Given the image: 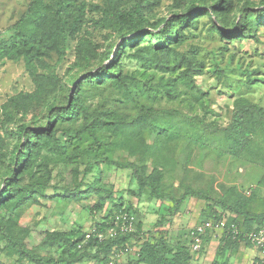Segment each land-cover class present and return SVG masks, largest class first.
I'll list each match as a JSON object with an SVG mask.
<instances>
[{"label":"rangeland","instance_id":"rangeland-1","mask_svg":"<svg viewBox=\"0 0 264 264\" xmlns=\"http://www.w3.org/2000/svg\"><path fill=\"white\" fill-rule=\"evenodd\" d=\"M55 2L47 0L50 9ZM84 2V24L66 42V55L62 60H59L56 49L47 47L46 62L31 67L22 57L0 59V182L3 185L10 180L7 173L14 168L13 151L24 152L30 142V132L36 139V132L47 127L50 112L45 104L56 85L53 73L59 75L63 85H66L69 75L80 79L93 72L91 68L108 63L110 59L106 56L112 54L109 58L115 57L118 46L128 38L118 37L114 27L99 21L101 9H107L105 0ZM119 2L120 6H127L133 0ZM200 2L210 7L215 0ZM29 3L30 0H0V43L7 41L15 32L14 27L27 11ZM186 3L185 0H158L147 14L151 22H157L161 17L169 20L184 9L186 11ZM222 14L228 26L221 23L213 11L198 16V23L185 29V42L170 55L162 56L150 50L137 51L136 48L128 50L120 58L123 68L121 83L107 82L85 92L86 99L92 108L100 111L104 122L90 120L88 129L83 130L84 140L74 139L69 149L72 160L57 155L46 159L53 187L24 206L18 217L6 220L13 225L8 232L22 230L21 237L36 251L58 255L63 245L48 246L41 234L43 231H65L74 237L88 234L95 223L109 212L130 214L134 227L141 223L145 236L150 240L184 244L188 248H191L190 230L214 213L243 222L242 215L200 197H188L179 207H175L172 200L152 197L148 189L140 188L138 173L146 170L151 174L155 169L161 172V190L174 198H179L189 187L230 203L239 196L249 197L247 209L264 212L261 152L254 147L241 158L219 156V139L214 133L230 124L236 99L244 98L264 107V23H260L257 29L247 30L241 37L235 33L237 24L245 20L244 17L249 18L248 26L255 19L264 17V2L233 0L231 9ZM53 25L54 22L50 21L48 29ZM152 28L148 24L145 29ZM47 37L49 43L56 40L53 33H48ZM149 42L154 41L146 38L140 46ZM84 44L89 50L90 60L80 68L75 62L84 54ZM59 45H62L61 40ZM147 60L151 61V66L155 63L183 65L170 72L161 67H148ZM188 60L197 69L184 75ZM176 76L180 79L176 97L172 98L164 85L169 78ZM11 96L17 97L16 101ZM170 110L171 113H167ZM107 112L111 115H106ZM131 120H137L141 135L128 146L117 134V128L120 122ZM21 123L27 124L23 133L18 127ZM153 126L159 131L166 129L180 135L169 140L167 147L160 148L156 141L160 142L161 136L157 138V130ZM59 137L64 140L62 133ZM137 166L141 169L136 170ZM76 186L83 191L81 197L61 193L63 188ZM133 192H140L141 196L137 197ZM99 205L101 209H98ZM223 236L219 232L211 233L203 243L200 258L193 256L192 264H211L217 258H227L233 264H252L255 255L264 258V252L256 247L235 244ZM85 242L78 245L76 255L85 250ZM142 242L143 238H134L128 250H113L109 253V264L135 262ZM97 250L89 248L92 254ZM0 264L27 262L19 261L0 238ZM80 264L104 262L100 258H92Z\"/></svg>","mask_w":264,"mask_h":264},{"label":"trees","instance_id":"trees-1","mask_svg":"<svg viewBox=\"0 0 264 264\" xmlns=\"http://www.w3.org/2000/svg\"><path fill=\"white\" fill-rule=\"evenodd\" d=\"M156 1L158 0H133L130 5L120 6L119 0H105L107 9H101L99 21L114 27L118 37H128L118 46L116 56L109 58L112 55L109 54L106 56V59H110L108 63L91 68L93 72H89L80 79L69 75L66 79V85L62 84V79L58 74L53 73L56 85L45 104L50 112L47 127L45 130L36 132V139L30 132V142H28L24 152L13 151L14 168L7 173L10 180L6 185L0 182V238L6 242L19 261H26L27 264H80L85 259L100 258L104 264H109V253L113 250L125 249L134 238H143L137 252V258L131 264H192L191 248L184 244L171 245L163 240H150L145 236L141 223L136 225L133 232L101 239L99 234L105 233L108 228L114 225L116 215L113 212L105 214L102 219L95 223L90 232V237H87L86 233L74 237L65 231H43L41 234L48 246L63 245V249L58 255L42 254L36 251L27 240L21 237L22 230L8 232V229H12L13 225L5 222L10 217H18L24 206L31 201H36L39 194L53 187L50 183L51 169L46 159L51 155H57L72 160L69 149L73 146L74 139L76 141L84 140L83 130L88 129L90 120L95 119L102 121L101 123L104 122V118L100 117V111L92 108L91 103L86 99L85 92L97 89L96 87H99L100 84L103 85L107 82L119 81L121 83L123 81L121 74L123 68L120 65V58L127 54L128 50L136 48L137 51L150 50L162 56L170 55L179 44L185 42V29L194 27L198 23V16L211 14L213 11L216 16L220 17L218 20L228 26L227 20L222 18V13L231 9L233 5V0H215L210 7L202 2L199 4L198 1L200 0H185L186 5H188L186 11L184 9L178 16L169 20L161 17L157 22H151L147 13L152 10ZM85 8L84 0H56L52 9L47 4V0H30L27 11L14 27L15 32L7 41L3 40L0 43V59L22 57L26 65L31 67L37 63L46 62L44 57L48 55V50L45 48L47 47L48 49H56L59 52V60H62L66 55V42L70 37L75 36L84 24ZM244 19L236 26L238 29L235 30V33L239 37L243 36L247 30L257 29L261 25L260 23H264V17H262L261 20L255 19L248 26L247 20L249 18L244 17ZM50 21H53L54 25L48 29ZM148 24L152 25L153 28L145 29ZM221 32L228 34L225 30H221ZM48 33H53L56 37L54 42H47ZM146 38H149V41L153 39L154 42L140 46ZM59 40L62 42L61 46ZM82 51L84 54L75 62V65L80 68H84L90 60L89 50L85 44L82 46ZM82 59L86 61L84 64ZM147 61L148 67H161L170 72H174L183 65L182 63L177 64V66L155 63L151 66V61ZM196 69V65L188 60V68L184 70V75L191 74ZM179 79V76L171 77L168 79V83L164 85L167 94L172 98L176 97ZM10 98L15 97L11 96ZM235 103L230 124L214 131L219 139V156L232 155L241 158L247 151L255 147L261 152V160L264 166V107L251 103L244 98L236 99ZM167 113H171V110ZM22 114L24 115L25 112ZM106 115L110 116L111 113L107 112ZM138 125L137 120L120 122L117 134L124 139L126 145L129 146L131 141L141 135ZM18 127L23 133L27 124L21 123ZM153 128L157 130V138L159 135L161 136L160 142L156 141V145L159 144L160 148L167 147L173 138H178L180 135L166 129L159 131L156 126ZM59 133H62L64 140L59 137ZM202 136L204 137V134ZM138 169L141 168L137 166L136 170ZM160 179L161 172L158 169H155L151 174H147L146 170L138 173L140 188L148 189L152 197L162 201L172 200L175 207H179L188 197L196 196L242 215V223L236 219L227 218L228 228L232 225L236 226L239 234L235 236L226 230L223 237L235 244L245 243L247 246H253L245 239L244 234L254 228L264 227V212L249 211L247 209L249 197L239 196L235 202L230 203L211 198L202 192L187 187L179 198H174L161 190ZM61 193L81 197L83 191L80 186H76L72 189L63 188ZM134 195L140 197L141 193L137 192ZM119 206L121 207L122 204ZM98 209H101V205ZM213 215L208 216L203 221L222 218V215L215 213ZM210 234L208 233L204 237V241L210 237ZM25 235H27V231ZM83 242H85V250L80 255H76L78 245ZM89 248L98 250L92 254ZM203 248L204 245L201 251ZM226 259L217 258L211 264H233ZM252 264H264V258L257 256L253 259Z\"/></svg>","mask_w":264,"mask_h":264},{"label":"built area","instance_id":"built-area-1","mask_svg":"<svg viewBox=\"0 0 264 264\" xmlns=\"http://www.w3.org/2000/svg\"><path fill=\"white\" fill-rule=\"evenodd\" d=\"M132 217L128 213H118L115 216L114 225L106 230L105 233L99 234V237L102 239L104 237H115L121 234H126L133 232L135 227L133 225ZM226 230L232 232L235 236L239 234L236 226L232 225L228 228L227 218L222 216L218 220L209 219L203 221L190 230L191 236V253L196 258L199 257L202 247L204 237L208 233L219 232L223 234ZM216 235V234H215ZM87 237H90V233L87 234ZM244 237L249 241L254 247L264 252V227L254 228L244 234ZM129 248L126 247L125 250Z\"/></svg>","mask_w":264,"mask_h":264},{"label":"crops","instance_id":"crops-1","mask_svg":"<svg viewBox=\"0 0 264 264\" xmlns=\"http://www.w3.org/2000/svg\"><path fill=\"white\" fill-rule=\"evenodd\" d=\"M255 257H257V255H255ZM199 258H200V256H199ZM232 263V262H231Z\"/></svg>","mask_w":264,"mask_h":264}]
</instances>
